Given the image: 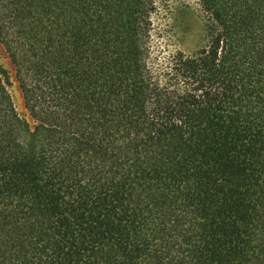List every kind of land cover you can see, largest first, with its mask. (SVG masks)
Masks as SVG:
<instances>
[{
  "label": "trees",
  "instance_id": "obj_1",
  "mask_svg": "<svg viewBox=\"0 0 264 264\" xmlns=\"http://www.w3.org/2000/svg\"><path fill=\"white\" fill-rule=\"evenodd\" d=\"M148 64L155 0H0V264H264V0H198Z\"/></svg>",
  "mask_w": 264,
  "mask_h": 264
},
{
  "label": "rangeland",
  "instance_id": "obj_2",
  "mask_svg": "<svg viewBox=\"0 0 264 264\" xmlns=\"http://www.w3.org/2000/svg\"><path fill=\"white\" fill-rule=\"evenodd\" d=\"M206 18L198 0H155L151 14L148 64L160 71L177 51L189 54L205 44ZM0 67L10 71V93L20 114L25 113L22 94L14 79V69L0 44Z\"/></svg>",
  "mask_w": 264,
  "mask_h": 264
}]
</instances>
